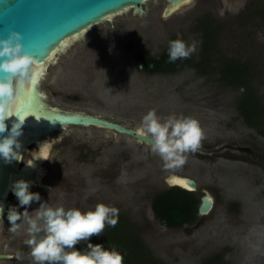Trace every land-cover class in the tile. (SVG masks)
<instances>
[{
    "label": "rangeland",
    "instance_id": "1",
    "mask_svg": "<svg viewBox=\"0 0 264 264\" xmlns=\"http://www.w3.org/2000/svg\"><path fill=\"white\" fill-rule=\"evenodd\" d=\"M166 5V0H149L143 5V15L128 10L111 17V23L92 27L79 41L56 54L42 83L49 105L100 116L138 131H141L143 116L150 110H155L162 119L170 115L191 117L198 120L204 130L205 138L201 144L205 142L220 147L232 143L248 147L257 153L258 161L264 162V137L245 125L238 110V103L245 93L240 90V85L228 84L220 72L224 64L225 71L230 61L247 67L249 91L264 109V0H191L171 15L162 17ZM206 24L213 29V37L207 34L206 39H213L211 61L205 62L210 55L200 26ZM177 38L188 44L195 40L198 47L190 58L179 59L180 69L176 73L147 75L138 68L143 59L160 55L169 41ZM70 129L77 134L93 132L101 138L129 141L123 135L106 130ZM142 149L154 154L150 145ZM37 154L36 148H28L23 160ZM186 155V163L179 169H170L171 173L194 176L201 179V183L211 185L218 193L214 212L222 213L223 220L218 224L207 222L195 231L167 229L154 221L150 214L152 198L158 192L146 190L147 197L142 199V217L131 216L128 222L150 253V259L158 264H201L211 251L218 252L224 247L233 251V256L225 257L224 261L229 263L230 259V264L236 263L235 251L241 248V242L253 239L257 244L264 238V226L257 227L260 218L264 220L261 167L242 159L234 160L236 157L206 166L199 159H192V153ZM47 157L46 154L39 168L41 164L49 167L53 163L52 158L46 162ZM164 187L160 186L157 191L164 190ZM9 198L11 205H18L12 192ZM126 198H117L115 205L106 204L117 208L118 202H124ZM228 199H240L249 213L247 216L252 225L247 229L250 230L248 238L236 225L239 218L231 213L225 217L223 206ZM252 201L255 204H249ZM75 202L79 203L78 206L67 204L64 208L86 212L94 210L97 204L92 206L82 200ZM128 203L133 206L134 200ZM38 207V203H33L28 211ZM250 208H253L252 213ZM18 223H21L20 231L12 234L8 231L7 214L4 222H0V254L12 256L0 260V264H33L30 249L24 243L27 225ZM215 230L217 232L212 233ZM225 232L228 234L223 235ZM131 247V242L120 237L117 243L104 246L107 250L115 248L124 252ZM123 264L132 263L124 259ZM251 264H259V261L255 259Z\"/></svg>",
    "mask_w": 264,
    "mask_h": 264
},
{
    "label": "flooded vegetation",
    "instance_id": "2",
    "mask_svg": "<svg viewBox=\"0 0 264 264\" xmlns=\"http://www.w3.org/2000/svg\"><path fill=\"white\" fill-rule=\"evenodd\" d=\"M162 17H164L163 12ZM211 42V40L208 41L206 49L209 55L210 50L212 49ZM167 52L168 46L160 55L147 57L145 59L157 58ZM205 60L211 61V55L210 57H206ZM224 65L220 70L221 74H223L222 71ZM173 66L176 67L174 70H169L165 73H147L142 68V65L140 69L147 75L176 73L180 69L179 59L176 61V63L173 64ZM48 67L46 68L45 73H43V76L39 81V88L46 95V101L48 99V95L42 88V83L45 81L46 76L48 75ZM240 90H243V92L245 93L243 95L245 98L258 101L256 96L251 91H249L248 87L241 86ZM258 104L261 105V102L258 101ZM73 127L101 129L98 127L70 126L59 129L50 134H45L40 137L41 139L39 138L41 140L40 142H43L48 146V157L46 158V162L50 161L51 158L54 159V161L49 165V167H44V165L41 164L40 169H43V173L42 176L40 174V176L38 175V177L40 181L45 185V187H39L34 181L29 182L31 184V192H39L40 194L42 192L45 193V195H41L42 198H45L44 202H47L49 205L54 207H64L67 204H70V206L71 204H75L76 206H78L79 203H76V200L85 201V203L91 204L92 206L95 203H103L105 205H107L106 203H109L111 205H113L114 203L115 205L116 200H119L117 198L126 196V200H124V202H118V205L116 206L119 210L117 218L128 221L129 219L131 220V216L142 217L141 206H144L143 200L145 199V197H147L148 190L153 193L158 192L153 196V198L157 194L173 188L183 190L179 187H167L166 182L168 178L182 177L183 179H190L195 182V190L186 191L194 195L198 200L195 220L191 224H183L180 228H168L165 223L161 222L155 216L152 210L151 201L150 214L152 219L154 221H157L161 226H164L167 229H189V231L198 230L199 227H202L203 224L207 222L218 224L219 221L223 220L222 213L214 212L215 207L218 203V193H216V190H214L211 185H208L205 182L201 183V179H197L194 176L176 175L175 173H171L172 171H170V169H164L163 161L156 154H151L147 150L143 151L142 147L146 146V144L120 133L116 134H120L129 138L130 142L121 139L114 140L106 137L101 138L99 135L93 132H89L86 134L78 132L79 134H77L75 132H70V128ZM223 146L225 147L222 148L221 151L214 152L208 155L197 152L192 153L191 158L195 161L199 159V161L206 166L218 165V161H222L223 159L228 160V158L230 157H236L234 158V160L242 159L251 164L255 163L261 167V180L264 183V162L258 161L257 153L255 151H253L251 148L243 146L240 147L232 143L221 145V147ZM31 147L36 148L38 150V154L36 156H33L31 159L23 160L24 153L28 150V148ZM217 147L219 146L205 142L201 144V148L206 150H211ZM40 149L41 148L36 141L32 142L27 146V148L21 155V161L19 162V164L23 165L28 162L33 164V162L31 161L33 160V158L41 154ZM245 153L249 154V156H246ZM253 157H255V159ZM200 158L202 159V161L200 160ZM230 159L232 160V158ZM40 163L41 162H39V164ZM36 175L37 173H33L32 177H35ZM163 185L167 188H165ZM160 186L164 187V190L159 192L157 191V189ZM262 188V193L264 194V184L262 185ZM205 189L211 191V193L214 195L215 205L213 211L210 214L201 216L198 213V207L204 196ZM9 197L8 199L11 202V199ZM138 199H140V202H136V200ZM129 200H134L133 206H131V203H128ZM249 204H255V202L252 201ZM223 209L226 218L228 215H230V213L239 218V221L236 222V225L242 228L241 232L246 235V238H248L247 233H249L250 230L247 229L251 227L252 223L248 220L247 215L249 213L247 214V210L244 208L242 201L240 199L236 201L228 199L227 203H224ZM249 211L252 213L253 208H250ZM260 225L264 226V220L262 221L261 218L259 224H257V227H259ZM216 232V230L212 231V233ZM227 234V232L223 233V235ZM221 237L224 238V236ZM241 238L243 240L245 239L243 235ZM252 240L250 241L246 239V241L241 242V248L238 247V250L235 251V259L237 258L236 263L234 262L232 264H237V262L238 264H251L255 259L259 261V264H264V238L257 244L256 240ZM227 256H233V251L230 247H224L218 252L211 251L206 260L202 261L201 264H230V259L229 263L224 261V258Z\"/></svg>",
    "mask_w": 264,
    "mask_h": 264
},
{
    "label": "clouds",
    "instance_id": "3",
    "mask_svg": "<svg viewBox=\"0 0 264 264\" xmlns=\"http://www.w3.org/2000/svg\"><path fill=\"white\" fill-rule=\"evenodd\" d=\"M22 35L12 32L7 39L0 40V160L4 164L21 161L22 147L18 138L22 136L26 118L14 106L19 86L31 81L35 59L25 51ZM198 42L191 44L180 38L169 41L168 62L188 59L197 51ZM243 91V90H242ZM16 117L9 129L6 121ZM140 130L151 139L150 150L162 161L166 170L179 169L187 160L188 153H195L205 138L198 120L191 117L170 115L161 118L155 110L143 116ZM31 184L23 179L9 182V190L18 201L7 209L8 231L17 234L21 223L27 225L24 243L30 249L33 264H123V255L107 250L102 244H92V237H99L106 226L114 227L118 222V209L97 203L94 210L82 212L77 208L49 206L42 202L39 192L30 191ZM33 203L39 207L29 212ZM24 210L21 212L20 209ZM5 208L0 204V222H4ZM86 243L85 250L77 246ZM17 258L20 254L17 253Z\"/></svg>",
    "mask_w": 264,
    "mask_h": 264
},
{
    "label": "water",
    "instance_id": "4",
    "mask_svg": "<svg viewBox=\"0 0 264 264\" xmlns=\"http://www.w3.org/2000/svg\"><path fill=\"white\" fill-rule=\"evenodd\" d=\"M147 1L149 0H0V40L7 39L12 32L20 33L25 51L35 59L32 80L19 86L20 100H16L14 106V114L18 112L22 118H26L22 129L23 134L18 138L22 145L20 155L34 141L41 148V154L31 161L33 164L28 162L20 165V161L4 164L3 160H0V204L4 206L5 214L11 204L8 199L11 192L10 180L34 181L39 187H45L38 178V175L43 173V169H38V166L46 156L48 146L37 141L45 134L70 126L98 127L151 145L150 137L142 131L128 128L100 116L50 106L45 100L46 95L39 88V81L43 76L41 70L45 72V67L54 54L79 41L92 27L111 23V17L126 13L128 10L135 15H143L145 12L143 5ZM166 1L164 17L191 2V0ZM138 68L140 69L141 65H138ZM2 75L0 73V76ZM26 95L34 98V109L21 112L20 105L23 104ZM15 119L16 117H10L6 121L9 129ZM224 147L220 146L211 150L200 147L196 152L208 155L219 152ZM33 173L37 175L32 177ZM177 181L187 182V186L170 183L167 179V187H179L185 191H194L196 188L193 180L178 177ZM204 192L198 207V213L201 216L210 214L215 205V197L211 191L205 189ZM11 258L9 254H0V260Z\"/></svg>",
    "mask_w": 264,
    "mask_h": 264
},
{
    "label": "trees",
    "instance_id": "5",
    "mask_svg": "<svg viewBox=\"0 0 264 264\" xmlns=\"http://www.w3.org/2000/svg\"><path fill=\"white\" fill-rule=\"evenodd\" d=\"M205 26H200V28L205 36V44H207V34H211L213 37V29L210 24H206ZM212 37L211 39H213ZM174 63H176V61ZM174 63L168 62L167 52L157 58L145 59L141 65L147 73H165L176 68L173 66ZM225 71H222V75L223 79L228 80V84H238L243 87H248L247 67L241 63L230 61ZM238 110L245 125L255 129L257 133L264 136V109L258 104V101L247 99L243 96L238 103ZM197 205L198 200L194 195L176 188L161 192L152 200V210L155 216L161 222L165 223L168 228H180L183 224H191L196 218ZM117 219L118 222L114 227L106 226L102 235L99 237H92L90 242L94 245L102 244L103 246H107L117 243L118 237H120L131 242L132 245L127 252L115 249L123 255L127 263L158 264L150 259V253H148L146 250L147 248L143 246V243L138 238L137 232L132 228V225H130L127 220L121 218ZM117 234H119V236H117ZM113 237L116 238L114 239ZM86 243L87 242L80 243L77 248L79 250H85Z\"/></svg>",
    "mask_w": 264,
    "mask_h": 264
},
{
    "label": "snow or ice",
    "instance_id": "6",
    "mask_svg": "<svg viewBox=\"0 0 264 264\" xmlns=\"http://www.w3.org/2000/svg\"><path fill=\"white\" fill-rule=\"evenodd\" d=\"M43 74V70H41V75ZM17 100L19 101L20 100V96L18 94L17 96ZM21 107V112H25V111H31L34 109V98L31 96V95H26L24 97V100H23V104L20 105ZM170 183H180L182 184L183 186H187V182H184V181H170Z\"/></svg>",
    "mask_w": 264,
    "mask_h": 264
},
{
    "label": "bare ground",
    "instance_id": "7",
    "mask_svg": "<svg viewBox=\"0 0 264 264\" xmlns=\"http://www.w3.org/2000/svg\"><path fill=\"white\" fill-rule=\"evenodd\" d=\"M64 49V48H63ZM63 49H61L60 51H58L56 54H58V53H61V51L63 50ZM56 54H54L53 55V58H52V60L51 61H49L48 63H47V65H46V67L45 68H47L48 67V65H49V63L50 62H52V61H55V56H56ZM45 73V72H44ZM41 139V138H40ZM40 139H37V141H41ZM27 148V147H26ZM24 149V148H23ZM41 151V150H40ZM38 169H39V166H38ZM40 176V175H39ZM41 176H42V174H41ZM44 176V175H43ZM39 178V177H38ZM172 180H176L177 181V178H168V181L170 182V181H172ZM182 185V184H181Z\"/></svg>",
    "mask_w": 264,
    "mask_h": 264
}]
</instances>
